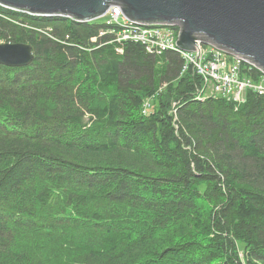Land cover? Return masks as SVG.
Listing matches in <instances>:
<instances>
[{
	"label": "trees",
	"instance_id": "16d2710c",
	"mask_svg": "<svg viewBox=\"0 0 264 264\" xmlns=\"http://www.w3.org/2000/svg\"><path fill=\"white\" fill-rule=\"evenodd\" d=\"M106 21L0 6L34 54L0 65V264H264V95L197 101Z\"/></svg>",
	"mask_w": 264,
	"mask_h": 264
},
{
	"label": "water",
	"instance_id": "95a60500",
	"mask_svg": "<svg viewBox=\"0 0 264 264\" xmlns=\"http://www.w3.org/2000/svg\"><path fill=\"white\" fill-rule=\"evenodd\" d=\"M0 6L77 22L95 20L117 6L135 23L178 25L180 50L199 51L200 40L264 72V0H0ZM33 59L28 44L0 43V65L21 68Z\"/></svg>",
	"mask_w": 264,
	"mask_h": 264
},
{
	"label": "built area",
	"instance_id": "2783aa9c",
	"mask_svg": "<svg viewBox=\"0 0 264 264\" xmlns=\"http://www.w3.org/2000/svg\"><path fill=\"white\" fill-rule=\"evenodd\" d=\"M108 25H118L120 31L115 34L116 42L134 41L144 46L149 54L160 55L167 51L176 52L183 59L182 73L189 67L200 76L201 84L196 90L195 100L225 99L236 104L245 101V94L251 91L264 95V72L237 56L228 54L213 45L197 40L198 50L185 52L176 46L180 28L176 24H140L127 19L117 6H110L105 14ZM102 19V17H99ZM97 18V19H99ZM112 33L115 31L111 30ZM208 45V46H205ZM198 56V59H197ZM196 63V64H195ZM243 69L256 71L255 76H248ZM147 102L143 113H147ZM173 125L177 129V108L171 107Z\"/></svg>",
	"mask_w": 264,
	"mask_h": 264
},
{
	"label": "rangeland",
	"instance_id": "374dc122",
	"mask_svg": "<svg viewBox=\"0 0 264 264\" xmlns=\"http://www.w3.org/2000/svg\"><path fill=\"white\" fill-rule=\"evenodd\" d=\"M101 17H102V19L101 18L97 19L99 22H103L105 20V17L104 16H101ZM205 46H208V45H205ZM244 256H245V252L243 251L242 248H239L238 249V257H239V260H240V263L241 264H244L245 263Z\"/></svg>",
	"mask_w": 264,
	"mask_h": 264
}]
</instances>
